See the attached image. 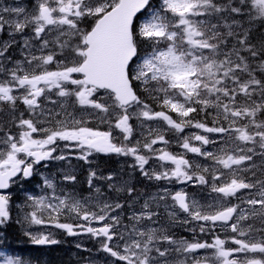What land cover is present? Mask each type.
Here are the masks:
<instances>
[{"label": "snow or ice", "instance_id": "6c2138e0", "mask_svg": "<svg viewBox=\"0 0 264 264\" xmlns=\"http://www.w3.org/2000/svg\"><path fill=\"white\" fill-rule=\"evenodd\" d=\"M257 20L264 0L0 3V242L16 223L36 246L86 236L104 264H264ZM101 155L129 172L98 171ZM84 165L87 195L67 187ZM0 264L32 260L0 243Z\"/></svg>", "mask_w": 264, "mask_h": 264}, {"label": "trees", "instance_id": "16d2710c", "mask_svg": "<svg viewBox=\"0 0 264 264\" xmlns=\"http://www.w3.org/2000/svg\"><path fill=\"white\" fill-rule=\"evenodd\" d=\"M253 35L259 36L264 34V27L253 24L252 25ZM6 237L5 246L8 247V240L13 241L14 243H20L18 239L22 236L20 228L16 223H12L10 227L2 234ZM57 238L60 239L61 243L51 246H36L28 254V258L32 260V264H88V260L91 259L94 264H104L103 260H98L97 258H103L104 255L94 256L92 254V249L96 251L97 244L94 241H88L82 245L89 249L90 251H83L80 248H77L75 244L67 238L66 236L57 235ZM19 246V245H18ZM23 254L26 253L25 244L18 247Z\"/></svg>", "mask_w": 264, "mask_h": 264}, {"label": "rangeland", "instance_id": "374dc122", "mask_svg": "<svg viewBox=\"0 0 264 264\" xmlns=\"http://www.w3.org/2000/svg\"><path fill=\"white\" fill-rule=\"evenodd\" d=\"M0 3H3V4H8V5H11V4H13V3H22L23 4V6L25 7V8H29L30 7V3H31V0H0ZM8 39V36H7V34L6 33H4V34H0V41H4V40H7ZM14 53H17V55L16 56H18L19 55V53H18V51L17 52H14ZM175 118V117H174ZM96 122H93V124H95ZM103 126L104 125H99V127H101V128H103ZM187 131H197V130H192V129H186ZM173 146L174 147H177L176 145H175V143L173 144ZM172 147V146H171ZM173 148V147H172ZM170 150H171V148H170ZM174 152H178V151H181L180 149H175V150H173ZM188 157H189V159H198V158H194L193 156H192V154H188ZM126 159L127 158H123V157H117L116 156V158H115V160H117V162H119L121 165H123V164H127V163H125V161H126ZM97 161H98V159H96V162H95V164L97 163ZM94 164V165H95ZM115 172H119V171H115ZM120 173V172H119ZM97 183H103V182H97ZM35 184V183H34ZM34 184H32L31 186H29V187H27L26 185L25 186H19V188H18V191H17V198L15 199V201H14V203L16 204V205H22L23 203H24V200H25V189L26 188H32L33 186H34ZM176 188H179V187H181V185H176L175 186ZM87 195V194H86ZM17 212H19V214H20V216H23V211L22 210H20V209H14V215L17 213ZM19 226H21L22 227V229H23V231H25V227L23 226V225H20L19 224ZM53 231H55L56 233H59L60 232V230H53ZM62 233V232H61ZM63 234V233H62ZM184 234H187V233H184ZM64 236H66L65 234H63ZM66 237H69V236H66ZM72 238V241L74 242V243H79V244H82L84 241L86 242V241H94V240H92V239H90V238H88V237H86V236H80V237H71ZM96 244H97V242L96 241H94ZM97 248H98V244H97ZM97 248H96V251H93V255L95 256H98V255H104L105 256V254L104 253H102V252H97Z\"/></svg>", "mask_w": 264, "mask_h": 264}, {"label": "flooded vegetation", "instance_id": "af4514ba", "mask_svg": "<svg viewBox=\"0 0 264 264\" xmlns=\"http://www.w3.org/2000/svg\"><path fill=\"white\" fill-rule=\"evenodd\" d=\"M104 127H105V125L103 126V128ZM169 135H172V134H169ZM106 157H108V156H106ZM109 157H111V156H109ZM117 166H118L117 169L113 166L112 167H105V168L102 167L101 169H98V171L105 172L104 173L105 175H107L108 173H111V172H115L116 170L119 171L122 175H126L129 172L127 164L117 165ZM34 181H35V179L32 182H34ZM29 183L30 182H25L24 184H29ZM129 183L136 185L138 188V191L140 193H143V194H147V192H154L155 191V187H153V185L151 183L144 180L143 177L138 176V174L132 175V178L129 181ZM18 186H21V185L14 186L13 199L16 198V195H17L16 190H17ZM189 191H191V189H189ZM119 195H120V198H124V194H119ZM134 195H135V193H134Z\"/></svg>", "mask_w": 264, "mask_h": 264}]
</instances>
